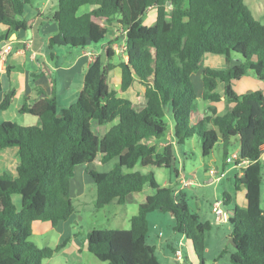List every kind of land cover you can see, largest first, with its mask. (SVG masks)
<instances>
[{"label":"trees","instance_id":"trees-1","mask_svg":"<svg viewBox=\"0 0 264 264\" xmlns=\"http://www.w3.org/2000/svg\"><path fill=\"white\" fill-rule=\"evenodd\" d=\"M30 3L0 0V22L8 26L0 38L30 28L31 20L24 16ZM84 5L89 9L78 13ZM149 7L155 8L156 16L146 26L143 15ZM52 20L57 32L47 37L49 48H90L107 39L106 61L96 55L84 72L76 99L61 109L58 77L46 67L43 72L52 82L51 94L38 88L40 97L25 98L17 106L18 112L37 117L40 124L0 123V150L17 147L18 156L15 175L0 173V264H42L67 245L70 236L54 246H37L30 239L32 222L49 221L55 226L74 213L70 179L79 166L94 184L97 208L113 200L124 204L129 194L142 192L144 186L151 189L130 217L128 229L86 232L87 249L98 260L159 264L155 245L147 241L148 214L156 211L173 219V231L190 240L196 260L204 264V238L210 222L200 220L173 185H159L152 170L170 168L174 148L183 154V146L193 137L203 157H209L220 143L223 162L233 139L237 141L238 161L248 164L235 175L233 186L246 190L247 205L240 207L227 191L220 194L232 213L227 224L235 246L229 263L264 264V209L260 206L264 92L237 94L233 88V81L248 72L264 80V23L253 16L244 0H56ZM110 23L124 31V59L117 64L111 62L115 50L109 46ZM208 52L223 54L227 62L233 54L241 60L225 69L204 67ZM116 65L121 70L118 88L109 84ZM12 68L5 65L6 78ZM200 69L202 98L223 100L226 110L193 122L197 97L191 74ZM135 78L144 85L141 106L118 95ZM218 81L224 86L222 96L215 91ZM13 96V89L5 90L0 109H6ZM115 119L101 131L100 126ZM114 158L106 171L89 166ZM14 193L21 197L19 209L12 201Z\"/></svg>","mask_w":264,"mask_h":264},{"label":"crops","instance_id":"crops-1","mask_svg":"<svg viewBox=\"0 0 264 264\" xmlns=\"http://www.w3.org/2000/svg\"><path fill=\"white\" fill-rule=\"evenodd\" d=\"M55 8L56 0H31V3L25 6L24 12V16L27 19L31 20L30 28L27 30L14 31L9 34L8 37L0 38V101L2 100L5 90H14V96L9 106L6 109H0V123L2 121L9 120L14 121L20 125L40 124L37 117L33 116L35 118H32V115L18 112L17 106L21 104L25 98L33 100L40 97L41 94L39 93L38 88L43 89L47 95L51 94L52 82L50 80L49 74L43 72L46 67H48L50 71L55 73L58 77L57 91L59 94V99H61V97L66 98L68 100L66 101L68 105L76 99L82 87L84 72L86 71L87 66L94 60L96 55L99 54L102 60H104V62L106 61V57L105 55H102V52L103 50L106 51V47L108 46L107 39L97 43L94 47L76 50L67 48L65 46H54L52 48H49L47 46V37L57 32V24L54 20H52V14ZM150 8H153L155 10L154 7H149L148 9ZM88 9V5L81 6L78 10V13H83ZM168 9H170V7H168ZM259 9L260 12H262L263 9L261 7H259ZM155 16L156 10L154 16H150L148 20L150 25L154 23ZM253 16L255 17V15ZM255 18L258 19V17ZM7 31L8 26L0 22V35L5 34ZM122 39L124 41V36ZM7 46H9V48L5 49ZM65 57H67V60L63 59ZM7 63L13 66L8 78H6L5 75V65ZM203 66L215 69H225L228 64L223 54L208 52L204 55ZM112 71V76L114 77L116 83H118V87L120 83L121 70L116 65L113 67ZM191 80L194 84L197 97V111L195 114H193L192 121L196 122L198 119L207 115H223L226 110V105L223 100L212 101L209 99H203L201 96V69L191 74ZM233 88L237 94H242L247 91L257 89L264 92V80H259L248 72L239 79L233 81ZM132 89H134L135 92H132ZM215 91L219 95H223L224 86L222 82H217ZM143 92L144 85H142L138 81V79L135 78L132 85L125 91L118 92V95L121 96L123 93H126L123 97L131 100L134 105L141 106L143 104ZM210 107L214 109V113H212ZM116 121V119L113 120V123H115ZM233 142L234 144H236L234 151H238V144L235 138L233 139ZM261 148L262 154L260 156V206L264 209V144H262ZM16 153L17 147H7L0 150V170H6L11 165L14 159L13 155ZM4 154H6V156ZM177 154L178 152L174 148V160H179V167L174 170V179L172 182L173 186L175 185L174 190L180 192L186 199L185 191L186 189H188V186L179 187V176L181 173H184V160H186L187 158V153L183 151V154H179V159L177 158ZM210 161H214V159L211 158ZM17 162L18 157L16 163ZM207 165L209 164H206L204 166L206 176H208L206 173ZM220 166L224 167L226 173L225 176L221 180H219V182H217L218 185L221 184L224 188L222 191H227L240 207H246V190L244 188L236 190L233 186V179L235 175L241 174V170L244 168V166L225 164L223 160H221ZM172 182H169V184H172ZM203 184H205V182ZM209 184L215 183L210 182ZM226 186H230V191L227 190ZM147 194L148 193H145L140 199L136 201L137 206L139 203L144 201ZM129 195L126 198V201ZM78 213L79 211L75 209L74 213H72L68 217V219L59 221L55 226L52 225L49 221L36 220L32 222V233L30 239L31 237H33V235H37L39 236L38 238L40 240H42L43 238H45L46 240L48 236L53 234L56 236L55 242L52 245L54 246L57 243L61 242L63 238L70 236V240L67 245L64 246L60 251L52 255L50 258L43 259L42 264H45L44 261H47V263L50 264H97V261H100L96 257L95 258L97 260H94V258H92L90 254H88L89 251L87 249V242L86 239L83 240V234L80 239L78 238V235H81L80 231H78V228H80L77 223V217L80 216ZM198 216L200 218L199 214ZM156 238V242H158V245L159 247H161V249H164L162 245H165L168 250L174 253L175 250L179 248L182 253V258L181 260H179L181 263L189 261L188 256L190 255L193 259V263L199 264L193 253L190 240L186 239L183 235L179 234L174 238V241L166 240L164 243L159 239V237L156 236ZM33 242L37 245L35 241ZM153 245H155V247H158V245L156 244ZM210 260L207 261L204 256V264H208L210 262L211 264H217L215 260Z\"/></svg>","mask_w":264,"mask_h":264},{"label":"rangeland","instance_id":"rangeland-1","mask_svg":"<svg viewBox=\"0 0 264 264\" xmlns=\"http://www.w3.org/2000/svg\"><path fill=\"white\" fill-rule=\"evenodd\" d=\"M251 13L258 17V20L261 23H264V0H244ZM259 7L263 10L260 12ZM155 10L150 8L145 11L143 15V24L146 26H150L148 20L150 16H154ZM108 32L110 34V40L112 43L109 44L115 53L111 58L113 63H117L119 60L123 59L124 48H123V36L124 31L120 28V26L116 23H110L108 25ZM68 48V47H67ZM77 48H73L76 50ZM105 50H103L102 55H105ZM67 60V57L63 58ZM62 59V60H63ZM69 59V58H68ZM241 60V56L237 54H233L230 61L227 62L228 66L232 65L235 62H239ZM104 61V60H103ZM112 70L110 71L109 84L112 87H117L118 83H116L114 77L112 76ZM118 88V87H117ZM135 92L134 89L131 90ZM126 94V93H125ZM124 93L121 95L123 97ZM68 101L66 98L61 97L60 106L61 107L67 105ZM32 118H35L32 116ZM113 123H107L105 125L100 126L101 131L104 132L109 126ZM236 144H233L228 148L227 152L230 155L234 150ZM14 148V147H10ZM183 151L187 153V158L184 160V174L187 179L191 178L193 181V185H188V189H186V202L190 210L198 213L200 215L201 220H206L210 222V229L205 233L204 238V256L207 261L215 260L217 264H230L229 256L234 251V246L229 243V225L227 223H214L212 214H211V205L217 197L220 196L223 186L218 183L209 184L210 178L205 175L204 166L206 164L213 165L215 167L220 168L221 163V144H216L209 157H203L201 155L200 145L195 139V137L190 138L186 141L183 146ZM6 156V154H4ZM14 159L11 165L6 170H0V173L3 171L7 173H11L15 175V165L17 161V153L13 155ZM177 158L179 159V153L177 154ZM213 158L214 161H210ZM116 161V159H112L111 161L100 164V163H91L89 166L98 170V171H106L111 168L112 164ZM8 163V162H3ZM208 166V165H207ZM206 166V167H207ZM220 166V167H219ZM179 167V160H174L171 163L170 168H153V173L155 179L159 185H168L169 182H172L174 179V170ZM139 168V167H136ZM9 171V172H8ZM147 170L144 169V172ZM189 177V178H188ZM205 182V184H203ZM209 182V183H207ZM173 184V182H172ZM171 184V185H172ZM175 186V185H174ZM218 186V187H217ZM227 190L230 191V186H226ZM145 193H151V189L149 186H144L142 192L139 193H131L124 204H118L116 201L110 202L104 205L101 208H97L94 205L95 202V187L92 180L84 173L83 167H76L74 176L70 179V194L72 196L73 204L76 210L79 211V215L77 217V223L80 226L78 231H80L81 235H78L80 239L83 234V240H85V234L87 230L92 228L95 229H128L130 227V217L137 212V204L136 201L140 199ZM12 201L15 204L16 208H20L21 197L19 194H12ZM148 224H149V232H148V243L158 245L156 242L157 237L163 241L172 240L174 241L175 237L179 234L173 231V219L166 213L161 212H151L148 214ZM39 236L33 235L31 239L37 243L39 246L45 245H53L56 239L55 235H50L48 238H43L40 240ZM164 249L161 247H156L155 255L159 261V264H194L192 257L189 255V261L185 263H181L177 261L174 253L168 250L165 245H162ZM225 250L221 256L218 255L222 250ZM94 260H97L94 255L90 252L88 253ZM45 264L47 261H44ZM97 264H107L104 261H97ZM208 264H211L208 263Z\"/></svg>","mask_w":264,"mask_h":264},{"label":"built area","instance_id":"built-area-1","mask_svg":"<svg viewBox=\"0 0 264 264\" xmlns=\"http://www.w3.org/2000/svg\"><path fill=\"white\" fill-rule=\"evenodd\" d=\"M124 42V41H123ZM7 46L5 49H8ZM124 48V45H123ZM239 153L238 151H233L230 155H227L224 163L225 164H233V165H243L244 167L248 164L247 160H239ZM206 173L210 178L211 183H217L225 176V169L224 167H215L213 165H208L206 167ZM173 185V184H172ZM188 185H193V181L191 178L187 179L184 173H181L179 176V187H184ZM177 193V191H175ZM211 212L213 214V221L215 223H227L229 218L232 217L231 211H229L226 207H224L222 203L221 197H217L211 205ZM175 258L177 261L181 260L182 253L179 248H177L174 252Z\"/></svg>","mask_w":264,"mask_h":264},{"label":"water","instance_id":"water-1","mask_svg":"<svg viewBox=\"0 0 264 264\" xmlns=\"http://www.w3.org/2000/svg\"><path fill=\"white\" fill-rule=\"evenodd\" d=\"M239 153V151H238ZM229 243H231L233 246H235V243L233 241V238L231 236H229V239H228Z\"/></svg>","mask_w":264,"mask_h":264}]
</instances>
